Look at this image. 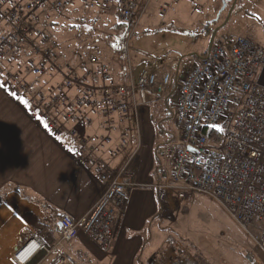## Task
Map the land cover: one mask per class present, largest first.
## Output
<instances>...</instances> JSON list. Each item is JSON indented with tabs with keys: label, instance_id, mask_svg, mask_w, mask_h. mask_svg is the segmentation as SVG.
<instances>
[{
	"label": "built area",
	"instance_id": "1",
	"mask_svg": "<svg viewBox=\"0 0 264 264\" xmlns=\"http://www.w3.org/2000/svg\"><path fill=\"white\" fill-rule=\"evenodd\" d=\"M83 1L90 7L96 2ZM114 1L118 6L115 19L135 29L143 0ZM189 1L197 12L203 11L197 0ZM110 2L104 0V5ZM67 5L68 0H0V23L5 24L4 28L0 25V81L52 136L78 143L79 166L95 168L106 190L82 218L60 219V237L54 245L47 246L34 234L16 254L17 261L26 262L43 251L46 257H59V264H80L63 254L79 234L104 253L111 252L117 213L137 188L132 168L137 152L115 172L100 148L119 130L117 121L131 120L132 109L137 116L139 107L163 95L171 82L169 75L159 83L156 75L143 73L137 84L116 83L108 65L94 54L78 56L74 64L54 42L48 22L37 14L49 8L60 16ZM6 54L9 61L25 58L35 81L14 83L16 77L1 62ZM263 66L264 47L250 38L215 40L208 55L192 66L178 86L174 116L179 141L159 149L161 182L155 186L164 217L166 206L172 210L177 203L179 210L190 209L197 196L206 197L260 247L264 244V88L258 76ZM53 75L62 81L42 82L44 76ZM91 116L104 120L100 138L81 137L71 128L90 124ZM217 123L223 132L213 127ZM157 264L199 263L189 254L167 251Z\"/></svg>",
	"mask_w": 264,
	"mask_h": 264
},
{
	"label": "crops",
	"instance_id": "2",
	"mask_svg": "<svg viewBox=\"0 0 264 264\" xmlns=\"http://www.w3.org/2000/svg\"><path fill=\"white\" fill-rule=\"evenodd\" d=\"M217 1L197 0L203 9L207 4L216 6ZM149 2L150 0H143L138 23L149 10L151 5ZM182 3L196 11L194 4L189 0H166L160 9L161 16L169 18L171 15V21L180 19L181 14L177 6ZM253 14L259 24L248 22L247 25L264 27V13L255 8ZM48 29L54 42L74 64H78V56L94 54L108 65L116 83L137 84L139 77L143 73H148L142 72L135 78L131 71L127 76V73L112 63V60L100 58L93 49L80 51L72 43L74 32L79 30L76 25H68L67 32L59 29L56 23L48 25ZM259 32L261 33V30ZM94 49L99 50V46ZM105 53L103 52V56L107 57ZM191 56L194 57L191 59V68L203 58L202 54ZM183 63L185 62L173 58L168 66L162 68L158 72V82L162 81L171 68H176L174 83L170 82L163 95H155L149 99L147 105L140 106L137 116H134L132 109L131 120L117 121L119 130L112 134L110 143L102 144L100 154L115 172L137 152L132 162L137 188L132 191L125 206L117 213L111 252L104 253L97 244L79 234L63 251V254L74 262L138 264V258H141L143 263L156 251L154 257L158 254L165 256L167 251L174 250L171 245H164V236L160 234V226L166 217L163 215L155 186L161 182L159 168L161 161L158 158V151L167 143L165 140L158 141L162 133L159 127L165 116L171 115V112L175 121L176 102L171 106V102H174L172 95H178V86L189 72L185 70V73L180 74ZM27 78L29 81H35L31 74H28ZM61 81L59 75L44 76L42 79V82L48 85ZM258 83L264 88V66L260 70ZM91 118L90 124L75 125L71 128L81 137L100 138L103 135L101 126L104 120L97 116ZM125 128H129L130 133L126 134ZM78 148V143L71 138L58 139L52 136L33 112L17 101L6 84L0 81V264H59V257H46L43 251L26 262L17 261L15 256L34 234H38L47 246L54 245L60 237V219L63 216L72 219L82 218L89 213L106 190V185L99 179L95 168L85 170L79 166ZM238 232L228 231L224 235H227L236 247H240L243 254L245 250H249V261L252 264H264V244L262 247L249 245L245 249L249 240L251 243L253 241L242 229Z\"/></svg>",
	"mask_w": 264,
	"mask_h": 264
},
{
	"label": "rangeland",
	"instance_id": "3",
	"mask_svg": "<svg viewBox=\"0 0 264 264\" xmlns=\"http://www.w3.org/2000/svg\"><path fill=\"white\" fill-rule=\"evenodd\" d=\"M165 1L150 0L148 3H151L150 8L135 30L132 27H122V23L114 19L118 11L114 0L107 6L104 5V0H96L94 7L87 6L83 0H68V5L60 16H54L49 8L37 11V14L49 25L56 23L64 32H67L68 25H76L79 30L74 32L72 41L74 47L80 51L93 49L100 58L112 60V63L124 70L127 76L132 71L135 78L142 72L158 76V72L168 66L173 58L185 62L181 65L182 75L185 70L191 69V59L194 58L191 54L200 56L209 51L211 38L218 29L216 40L223 37L250 36L251 40L264 47V27L247 25L248 22L259 24L254 17L253 9L259 8L264 13V0H238L232 13H230L232 5H228L226 10L222 11V0H218L216 6L205 5L201 14L182 3L177 6L181 18L176 21L170 20L171 15L169 18L161 16L160 9ZM0 25L5 27L4 22ZM252 26L255 27L250 29ZM97 45L99 50L94 49ZM24 48L28 49L29 45ZM26 52L29 54V51ZM103 52H106L107 57L103 56ZM8 56L6 54L1 62L16 77L13 79L14 83L28 82L30 68L25 58L17 62L9 61L11 58ZM176 73V68H171L167 74L172 84ZM172 99L174 102H171V106L175 105L178 95L173 94ZM159 129L162 133L158 141H169L168 144L174 140L179 141L172 112L171 115L165 116ZM175 204L172 210L166 206V219L160 226V234L165 240L164 245H171L179 254H189L199 264H252L249 261V250H245L243 254V250L224 235L228 231L237 233L241 229L220 205L202 196L195 198L190 209L187 207L179 210V206ZM254 244L257 245L249 240L245 249ZM155 253L151 256L149 254L143 263L156 264L160 255L154 257Z\"/></svg>",
	"mask_w": 264,
	"mask_h": 264
},
{
	"label": "water",
	"instance_id": "4",
	"mask_svg": "<svg viewBox=\"0 0 264 264\" xmlns=\"http://www.w3.org/2000/svg\"><path fill=\"white\" fill-rule=\"evenodd\" d=\"M238 0H222V11H225L228 4L232 3V9L230 10V13H232L233 9L235 8L236 4H237ZM219 30V29H218ZM218 30L214 32L212 38H211V42H210V46H209V51L212 49V46L216 40V36L218 33Z\"/></svg>",
	"mask_w": 264,
	"mask_h": 264
},
{
	"label": "trees",
	"instance_id": "5",
	"mask_svg": "<svg viewBox=\"0 0 264 264\" xmlns=\"http://www.w3.org/2000/svg\"><path fill=\"white\" fill-rule=\"evenodd\" d=\"M122 27L124 26V25H121ZM208 53H209V51L206 53V54H204L203 55V58L205 57V56H207L208 55ZM207 135H210V134H208V133H206ZM169 143V141H167V143H164V145L166 146V145H172V144H174L175 143V140L171 143V144H168ZM159 158V157H158ZM159 168H160V166H159ZM158 168V169H159ZM138 264H144V263H142V261H141V258L139 259L138 258Z\"/></svg>",
	"mask_w": 264,
	"mask_h": 264
},
{
	"label": "snow or ice",
	"instance_id": "6",
	"mask_svg": "<svg viewBox=\"0 0 264 264\" xmlns=\"http://www.w3.org/2000/svg\"><path fill=\"white\" fill-rule=\"evenodd\" d=\"M118 2V0H117ZM26 103V102H25ZM213 127H215L217 129V131H220V132H223L224 129L217 123V124H214ZM190 151H196V149H190Z\"/></svg>",
	"mask_w": 264,
	"mask_h": 264
},
{
	"label": "bare ground",
	"instance_id": "7",
	"mask_svg": "<svg viewBox=\"0 0 264 264\" xmlns=\"http://www.w3.org/2000/svg\"><path fill=\"white\" fill-rule=\"evenodd\" d=\"M27 256H28L27 253H26V254H21V257L24 258V259H25Z\"/></svg>",
	"mask_w": 264,
	"mask_h": 264
},
{
	"label": "flooded vegetation",
	"instance_id": "8",
	"mask_svg": "<svg viewBox=\"0 0 264 264\" xmlns=\"http://www.w3.org/2000/svg\"><path fill=\"white\" fill-rule=\"evenodd\" d=\"M228 5H232V3H229Z\"/></svg>",
	"mask_w": 264,
	"mask_h": 264
}]
</instances>
